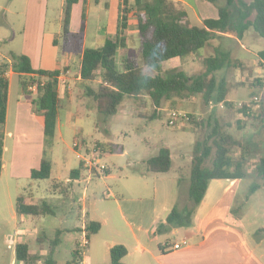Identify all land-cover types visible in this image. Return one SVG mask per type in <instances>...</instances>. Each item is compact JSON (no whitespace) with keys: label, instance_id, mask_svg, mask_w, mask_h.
Returning a JSON list of instances; mask_svg holds the SVG:
<instances>
[{"label":"rangeland","instance_id":"obj_1","mask_svg":"<svg viewBox=\"0 0 264 264\" xmlns=\"http://www.w3.org/2000/svg\"><path fill=\"white\" fill-rule=\"evenodd\" d=\"M52 1L53 4H51ZM26 2L27 0H0V41L5 39L1 49L3 53L26 51L31 57H35L33 52L42 46L43 35L50 32L52 27L56 29L60 19L61 0L44 2L45 8L42 13L37 11L34 3L27 10ZM216 3L221 4L222 0H217ZM92 5L94 10L103 14L102 3L98 7ZM194 5H196L195 9L201 13L199 4ZM78 12L75 13L73 23L75 29L80 25L81 11L79 14ZM105 17H107L106 12L105 15L99 14L97 18ZM191 23L197 24L196 21ZM127 31V35L123 39L125 49H127L126 53L139 57L140 44L137 34L132 25ZM210 42L217 43L219 49L231 51L234 58L244 61L245 64L242 68L235 67V65H230L228 68L224 66L218 71V75H222L223 80L228 83L227 97L229 99H234L239 103L249 102L255 96L259 98L258 103L251 102L249 107L246 106L249 114L238 113L236 110L226 107L224 109L213 108L209 104H205L199 94L184 98L174 97L170 101H164L161 108L157 110L159 116L150 119L149 116L154 107L149 97L146 96L125 98L116 114L103 121L94 109L93 100L85 94V85L81 81L74 83L79 69L77 57L70 67H67V70L63 69L62 75L71 80L70 88L62 83L63 91L60 92L57 88L63 106L59 114L64 130L60 136L55 132L49 144H44V148L49 152V157L53 162V169L61 166L65 171H68V168L75 167L77 159L72 150V142L75 138H83L81 140L89 149H92L96 143L121 144L123 152L104 153L100 158V165L108 166L113 177L101 176L89 179L91 181L88 182L84 176V181L81 180L78 184H74V196L72 197L74 201L71 199L69 189V198L53 195L52 191H59V187L53 185L54 182H57L54 170L47 179L24 177L16 179L10 177L6 171L3 172L0 176V264H23L15 259V245L20 241H26L29 245L34 257L30 264H42V257L46 254L50 241L56 237L58 231H60L58 236L60 243L54 249V258L57 263L63 264L67 261L71 249L75 247L79 249L81 256L83 253L87 256L96 255L97 247L104 240H109L107 228L101 230L100 235L95 237L91 242V247L89 246L87 249V245L81 243L82 237H78L75 242L77 234L70 230L81 224L82 203L77 198L80 197L84 189H87L88 194L86 207L88 214L91 209L89 203L92 204L94 198L103 200L96 203L97 209L101 210L105 205L115 211L112 196L120 199L122 206L135 201L137 197L148 198L152 189L155 188L154 180L157 179L158 193L152 207L154 206L158 210L166 192V188H163L166 187V183H163L161 178L173 176L176 181L172 187V193L175 194L173 207L181 206L185 200L178 201V198L188 189L194 145L197 141L207 138L214 120L222 126V129L229 132L235 139L240 140L242 146L233 149V156L238 157L241 152H244L247 157L246 176L238 182L235 189L232 205L236 212L232 213V218L239 220L241 229L253 249L263 255L262 261L264 262V182L255 173L258 159L264 156V69L248 62L256 59V52L264 50V38L249 28L239 40L224 39L219 42L213 39ZM58 43L60 51L67 48L76 54L82 49L83 44L87 47H96L101 44L94 42L90 31H88V37L84 42L78 37H71L66 41L62 35L58 39ZM122 53L124 51H120L118 54V61H120ZM198 54L204 57L213 56L215 49L210 44L201 48ZM168 66H180L188 76L197 75L205 68L202 60L200 62V60L188 58L175 61V63L171 62ZM145 71L148 74L154 73L149 68H146ZM236 78L244 83L237 84ZM18 87V77L14 75L11 78L12 94ZM70 90L72 91L71 95L67 96V92ZM237 103H234V108H239ZM171 109L184 111L191 115V121H202L203 125L196 126V123L189 121L186 124L169 126L167 124L168 111ZM79 130L80 133H78ZM206 140L212 143L210 138ZM5 141L7 160L11 153V139L7 137ZM161 147L169 149L173 168L164 174L149 173L151 192L145 194V180L140 177L145 169V160L155 156ZM208 164L209 162L206 163V165ZM134 177L138 180V185L134 182ZM255 183L259 184V187L248 195L251 185ZM227 184V181H222L218 185V188L215 189L216 198L222 195ZM103 195L106 196V199L103 198ZM247 195L248 199L245 200ZM18 196H23L26 199L32 197L31 203L47 201L52 206L54 215L27 216L25 220L19 221L15 212ZM213 202L214 200L211 201V204ZM132 221L135 222L136 219L133 218ZM182 230L183 228H179L174 234L158 235L157 241H163L170 247L175 239H180Z\"/></svg>","mask_w":264,"mask_h":264},{"label":"trees","instance_id":"obj_2","mask_svg":"<svg viewBox=\"0 0 264 264\" xmlns=\"http://www.w3.org/2000/svg\"><path fill=\"white\" fill-rule=\"evenodd\" d=\"M85 1L64 0L62 34L65 36L70 34L72 8L77 3L81 5L80 31L82 30L86 18ZM208 1L217 8L218 17L205 19L200 25H192L187 20L186 12L176 8L170 0H124L123 10L119 9L117 32L114 35H106L103 42L96 47L85 46L78 60V74L80 81L85 85V94L93 100L94 109L103 121L116 114L125 98L146 96L154 107L150 119L159 116L157 110L164 101L199 94L207 105L222 103L228 109L249 114L245 103L239 108H234V103L226 100V83L222 77L217 76L218 71L231 63L229 52H217L213 56L203 58L204 70L193 76H188L181 67L162 68L163 62L172 58L184 60L198 53L210 40L223 34L242 38L245 31L252 28L257 35L264 38V0H222L221 4L216 3L217 0ZM129 19L134 20L132 27L140 44L139 57L122 53L118 61V54L124 46L123 38L118 34L127 29ZM77 34L79 32L75 33ZM3 43L0 41V49ZM5 54L8 60L0 61V128L4 125L6 115L8 96L6 74L12 71L18 75L24 94H32L28 87L32 85L37 87L31 98V111L42 120L44 141L47 145L55 134L59 111L63 107L57 90L61 72L34 70L28 56L13 51H7ZM257 55L264 61V50L258 51ZM146 68L154 73H146ZM190 123H196V126L203 125L202 121ZM209 138L212 143L206 140ZM206 139L197 141L192 151L186 203L171 208L164 222L156 226V235L168 234L173 229L190 228L211 180L240 181L245 178L247 157L244 152L238 157L232 154L235 147L242 146L240 140L222 129L216 120L211 125V132ZM95 146L101 152H123L121 144L96 143ZM2 153L3 135L0 132V174ZM144 165L146 172H168L172 168L169 149L161 147L155 156L145 161ZM51 167L49 152L44 148L38 168L31 169L29 177L47 179ZM80 170V167L70 170V178L77 179ZM255 173L264 182V156L258 159ZM258 187L259 184H252L248 195ZM248 195L245 200L248 199ZM231 211L236 212L234 208ZM15 212L17 216L26 217L54 215L53 208L47 201L26 203L23 196L16 198ZM99 229V222L89 220L85 222L82 230L79 228L77 231L84 232L85 237L89 239ZM59 234L60 231L50 241L48 250L42 257V264H59L54 258V249L60 243ZM166 246L168 247L167 243ZM126 254L127 249L124 245L111 246L109 264H125L122 259ZM82 257L78 248H72L69 259L63 264H79ZM15 259L23 264H30L34 260L26 241H20L15 245Z\"/></svg>","mask_w":264,"mask_h":264},{"label":"crops","instance_id":"obj_3","mask_svg":"<svg viewBox=\"0 0 264 264\" xmlns=\"http://www.w3.org/2000/svg\"><path fill=\"white\" fill-rule=\"evenodd\" d=\"M170 1L173 2L176 8L186 12L187 20L190 23L196 21L197 24L194 25H200L205 19H215L218 17L217 8L208 0ZM44 2L49 3V0H27L25 8L28 10L30 5L34 3L36 5L37 11H40V13H42L44 11L43 8H45ZM119 2L120 0H98V2H95V0H86V18L81 31L80 25H78L76 29L73 26L75 13L79 11V14L81 11V5L78 3L75 4L72 8L69 30L70 34L65 36L64 34H62V7L64 4V0H61L60 19L57 23L56 29H53L52 27L50 32H47L43 35L44 38L42 46L38 49H35L33 52L35 57H31L30 54L26 53V51H22L18 54L27 55L30 58L31 65L34 70H60L61 73L58 78V90L60 92L63 91L61 83L65 84L67 88H70L71 80L66 78L67 76H63L62 71L64 68L67 70V67H70V65L75 61L76 57L77 60H79V56L81 55V52L86 45L83 44L82 49L78 51L77 54L67 48L60 51L58 39L63 35L64 39L68 41L69 38H75L76 36L84 42L88 37V31H90L91 38L94 40V42L98 44L102 43L106 35H114L117 32V21L120 9ZM53 3L54 2L52 1L51 4ZM100 3L103 4V14L105 15L106 12L107 15V17L101 19L97 17L99 14H103L94 10V6L92 5L94 4L98 7ZM193 3L199 4L201 13L197 9H195L196 5H194ZM133 23L134 20L129 19L127 29L119 32V37L124 39L127 35L128 28H130ZM77 32H79V34L75 35V33ZM214 39L220 42L224 39L239 40L241 38H237L234 35L230 34H223L222 36L216 37ZM4 41L5 39L2 40V42ZM210 44L212 45V48L215 49V54L217 52L230 53L231 63L227 66V68L230 65H235V67L237 66L241 68L244 66V61H240L234 58L231 51L219 49L218 44L212 42H208L205 46H208ZM125 48L126 47L123 46L120 51H124V53H126L127 49ZM257 53L258 52L255 53L256 59L249 60L248 62L253 66H259L264 69V61L258 58ZM187 58L197 59L201 62V60L205 57L196 53L188 56ZM6 59V54L3 53V51L0 49V61ZM175 61L182 60H180L179 58H172L163 62L162 68H173L172 66L169 67L168 65L171 62L175 63ZM14 75L18 77V75L13 73L12 71H9L6 74L8 79L6 115L4 125L0 128V132L3 135L1 174L6 171L12 178H30V170L38 168L44 150L45 141L43 134V124L41 118L33 114L31 111L32 106L30 102L33 94H24L21 90L20 83L14 94H12L11 78ZM217 76L219 78L222 77V75H218V73ZM77 81H80L79 74L74 80V83H76ZM235 82L237 84L244 83L239 78H236ZM225 83L228 92L229 86L227 82ZM71 92V90L67 92V96H70ZM226 100L237 103L236 100L229 99L227 97V93ZM215 107H218L220 109L225 108L224 105H216L213 108ZM63 130L64 126L59 114L55 132H57L60 136L62 135ZM80 130L78 133H80ZM7 137L11 139V153L9 155L10 158L6 160L5 140ZM104 153L107 152H101L100 158ZM77 167L81 168L80 173L78 174V178L71 179L69 175L70 170ZM104 167L105 174L103 176L112 178L113 174L111 173L110 168L108 166ZM53 170L54 169L52 162L51 173ZM53 172L55 173V179L57 180V182H54L53 185L59 187L58 192L52 191L53 195H56V197L69 198L70 190L71 199L73 201L74 199L72 197L74 196V184H78L81 180L84 181L85 178L88 182L91 181L89 179L97 178V176H89L87 170L83 168L78 160L76 161L75 167L70 169L68 168V171H65L63 167L58 166ZM149 173L150 172H146V170L144 169L140 175L141 179L145 180V194H150L151 192V181L148 178ZM161 179L163 183H166V187H163L166 188V192L164 200L163 202H161V206L158 210H156L154 206L152 207V204L156 199L158 193L156 188L157 179L154 180L155 188L152 189L151 195L148 198L137 197L135 201H131L125 206H122L120 203V199L112 196L114 206L116 208L115 211L113 208L105 205L101 208V210L97 209L96 203L103 200L94 198L93 203H89L91 209L90 213L88 214L86 211L88 201V194L86 192L87 189L83 190L80 197L77 198V200L82 203V212L80 214V218L82 219H80L81 224L79 227L75 226L70 229L77 234L75 242H77L78 237L80 238L83 235L82 231L77 230L79 228L82 230L85 222L89 220L99 222L100 229L96 234L92 235L88 239L86 249L89 246L91 247V242L94 241L95 237L100 235L101 230L104 228H107V232L109 233V240H104L103 243L97 247L99 251H96V255L87 256L85 253H83L81 264H109V249L115 244H122L126 247L127 254L122 259L125 264H264V262L262 261L263 255H261V253H257L253 249L249 239L241 229L239 220H235L234 218H232V203L235 198V189L237 188V184L239 182V180L236 179H213L209 182L204 198L198 206L194 215L192 226L190 228L183 229L181 237H179L180 239H175V241H179L183 238H187L189 242L188 246L183 247L179 250L171 251L169 247L166 246L165 242H158V235L155 234V229L160 222H164L165 217L173 207V204L175 202V194L172 193V187L176 182L173 176L163 177ZM222 181H227L228 184L224 187L222 195L216 198L215 189L218 188V185L221 184ZM134 182L136 184L138 183L136 177H134ZM31 198L32 197L26 199L24 197L25 202L31 203ZM103 198L106 199V196L103 195ZM179 198L178 201H186L187 192H185V194L182 193ZM207 199L208 201H206ZM212 200H214V202L211 204ZM185 201L181 206L185 204ZM18 217L19 221H23L26 219V216ZM133 218L136 219L135 222L132 221ZM176 232L177 229H173L168 234H174Z\"/></svg>","mask_w":264,"mask_h":264},{"label":"built area","instance_id":"obj_4","mask_svg":"<svg viewBox=\"0 0 264 264\" xmlns=\"http://www.w3.org/2000/svg\"><path fill=\"white\" fill-rule=\"evenodd\" d=\"M120 8L122 9L124 6V0H120L119 2ZM36 85H32L28 87L29 92L32 94H35L36 92ZM260 100L257 96L253 97V99L249 102H239L237 103L238 107H241L243 103L247 107H249L251 102H256L258 103ZM217 105L223 106L222 103H219ZM209 106H216L213 103H210ZM168 120L167 124L169 126H176V125H181L182 123H188L191 121V117L188 113L181 111V110H176V109H171L168 111ZM72 150L75 154L76 159L80 162V164L85 168L88 172L89 176H103L105 174V167L103 165H100V153L101 151L94 145L92 149H88L86 145L83 143L81 139L75 138L72 142ZM82 242L83 245L88 244V239L85 237V233H82ZM189 242L187 238H183L179 241L173 242L169 249L171 251L179 250L183 247L188 246Z\"/></svg>","mask_w":264,"mask_h":264}]
</instances>
